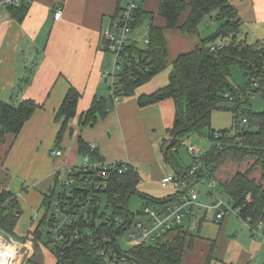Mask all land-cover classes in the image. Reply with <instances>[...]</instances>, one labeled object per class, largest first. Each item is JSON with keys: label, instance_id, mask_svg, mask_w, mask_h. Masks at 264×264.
Returning a JSON list of instances; mask_svg holds the SVG:
<instances>
[{"label": "crops", "instance_id": "0c3cea01", "mask_svg": "<svg viewBox=\"0 0 264 264\" xmlns=\"http://www.w3.org/2000/svg\"><path fill=\"white\" fill-rule=\"evenodd\" d=\"M23 1L28 9L19 20L6 4L7 0H0V101L18 105L23 100L33 99L39 107L17 135L7 134L0 144V189L15 194L20 207L22 203L30 205V196L38 197L33 188L42 194L39 195L41 204L45 203L46 196L53 195L62 172L81 165L84 154L79 151V139L89 145L96 144L98 159L127 162L141 179L145 178L147 169L152 167V158L161 162L162 144L170 138L168 131L175 119V104L169 98L141 107L138 99L168 84L174 60L188 51L185 46L195 41L180 29L165 28L170 68L140 85L133 95L113 100L105 118L83 125L84 116L96 97H113L115 80L111 77L102 80V74L113 69L115 57L107 49L102 33L114 28L125 0ZM229 1L241 19L239 35L250 33L252 42L245 38L249 44H264V0ZM160 2L141 0L131 44L145 48L147 43L141 39L151 25L166 26V19L159 14ZM59 8L62 16L56 20L54 14ZM188 12L189 9L180 23L186 20ZM197 34L200 35L194 33ZM174 38L178 39L177 44ZM170 42L177 49L170 47ZM194 45H198V39ZM72 86L81 93L77 113L69 119L63 138L57 144L64 118L58 121L56 114ZM56 148L62 150V155L51 154ZM33 210L26 232L19 236L17 224L14 230L13 237L24 244L23 259L25 255L29 258L34 254L35 231L41 228L47 216L46 212L41 218L39 210ZM248 228L230 239L231 248L222 258L210 253L207 257L196 256L190 262L185 261L183 255L182 264L264 263V250L261 252L264 243L262 239L260 243L256 241ZM210 245L213 249L214 243Z\"/></svg>", "mask_w": 264, "mask_h": 264}, {"label": "trees", "instance_id": "16d2710c", "mask_svg": "<svg viewBox=\"0 0 264 264\" xmlns=\"http://www.w3.org/2000/svg\"><path fill=\"white\" fill-rule=\"evenodd\" d=\"M11 10L19 20H22L28 9L24 4L10 5ZM189 9L186 20L180 23L182 13ZM217 11L222 23L218 29L206 38H200L199 44L194 50L180 54L173 62L169 82L164 87L150 94H142L139 105L145 107L165 99H172L175 104V119L168 133L170 138L163 141L162 151L165 160L177 171L180 178H191L192 168L184 172L177 170L178 163L169 151L176 148L184 138L191 134L201 133L209 125L213 110L220 108V102L229 97L237 103L234 111V123L239 117L248 119V126L235 134L225 137L229 130H221L224 133L219 137V144L204 156V163L208 170L217 167L227 155H233L237 160L243 161L247 157L254 159L253 167L245 172L236 173L231 179L222 183L224 191L231 197L237 210V214L243 220L247 217L252 222L264 223V110L254 111L244 108L249 103V94L236 87L231 82L233 67L241 66L250 79V85L257 83L251 92H259L264 98V44H249L239 37L241 19L229 0H161L159 14L166 19L165 27L151 25L149 29L150 43L145 48L130 45L127 47L126 59L128 60L124 70L116 82V93L120 96L133 95L136 89L163 71L167 66L169 49L165 36V28L180 29L183 33H199V26L206 16ZM140 13V12H139ZM139 15V14H138ZM137 23V22H136ZM221 39L224 46L218 50H212L210 43ZM250 86V87H251ZM81 93L75 87H71L56 114V120L64 118V123L57 136V144L63 138L70 118L77 113L78 101ZM113 102V97H96L92 106L84 116L83 125L95 124L100 118H105L108 108ZM39 104L33 99L21 101L14 105L0 101V144L4 142L9 133L17 135L25 122L33 115ZM255 126V129L252 127ZM215 131L211 133L214 139ZM239 139V141H238ZM226 141L230 143L225 147ZM221 142H225L224 145ZM79 151L83 154L97 155L90 145L79 139ZM261 170V180L252 177L254 170ZM203 170L198 171L199 176ZM200 172V173H199ZM199 179V177H198ZM141 181L138 171L130 166L124 173L114 172L108 180L106 189V208H111L109 221L102 220L100 229L94 233V241L101 244V237L107 234L114 245L117 238L123 235L136 217L128 208L130 197L137 193V186ZM56 196H46L45 203L49 208ZM11 199L10 211L0 212V229L14 236L15 227L22 213L17 196L10 191L0 189V208L4 201ZM148 204L162 205L175 200L173 194L156 199L145 196ZM103 218L104 213L100 215ZM48 217V214L46 218ZM124 217L120 223L115 218ZM45 218V221H46ZM51 221H49V225ZM82 225L85 226L83 222ZM91 229H96L95 221L89 224ZM40 228L35 231V238L41 239ZM197 236L193 232L178 234L172 241L163 245H142L131 247L123 251L131 264H182L184 250L189 244L194 243ZM112 243V244H111ZM48 244V242L46 243ZM57 264H105L102 257L97 254V247L91 244L89 236H84L74 246L67 248L64 253H55ZM210 261V259H209Z\"/></svg>", "mask_w": 264, "mask_h": 264}, {"label": "built area", "instance_id": "2783aa9c", "mask_svg": "<svg viewBox=\"0 0 264 264\" xmlns=\"http://www.w3.org/2000/svg\"><path fill=\"white\" fill-rule=\"evenodd\" d=\"M23 0H7L8 5H21ZM141 0H125L116 20L114 28L105 30L102 33V39L107 49L114 55V67L111 71H104L102 80L111 77L113 80V100L116 101L120 97L116 93V82L120 78L121 72L127 63V47L132 40V32L137 22L138 14L141 8ZM62 16V9L59 8L54 18L59 20ZM1 26V21H0ZM146 43H150L149 30L147 31ZM224 46L221 42L213 45L212 50H218ZM254 86L257 83L253 84ZM252 88L249 90L251 93ZM231 100L233 97L226 94ZM248 126V119L242 116L241 120L234 123L232 133L242 130ZM231 134L230 131H228ZM227 133V134H228ZM90 147L95 150L96 144L91 143ZM190 151H195L193 147H189ZM53 156L62 155V150L53 149ZM131 165L124 161L109 162L103 159L93 158L91 154H84L80 166L75 169L66 170V177L58 179L54 192L58 198V203L54 207V213L49 221L51 224L50 242L53 245L54 253H64L67 248L75 245L85 235L89 236L91 244L97 247V254L103 258L105 264H131L127 255L123 252V248L117 241L114 245L111 237L103 234L101 244L94 241L93 233L100 229L102 220L109 221L111 214L104 213V217L99 215L102 196H106L108 180L112 173H124ZM200 167L196 164L192 167L191 178H180L175 174H168L161 180L163 186H171L175 200L162 205L146 204L136 213V217L131 222L128 230L131 236V247L142 245H163L172 241L178 234L192 232L196 229V222L192 221L193 208L199 206L200 210H217L216 221L221 223L225 218L228 209H223L225 202L217 199L210 205H204L198 202V191L194 188L195 182L198 181V171ZM76 184V185H75ZM106 206V205H105ZM63 213L65 220L63 223L57 222V218ZM102 213V214H103ZM95 221L96 229H91L89 224ZM115 221L120 223L121 219L116 217ZM247 226L253 231L254 235L258 234V229L264 230L262 221L252 222L250 217L244 219ZM81 222L85 224L82 225ZM264 243V231L261 235ZM118 240V238H117ZM112 244V243H111ZM13 248V254L6 252L5 248ZM24 244L19 243L12 235L0 229V264H18L23 260L21 257Z\"/></svg>", "mask_w": 264, "mask_h": 264}, {"label": "rangeland", "instance_id": "374dc122", "mask_svg": "<svg viewBox=\"0 0 264 264\" xmlns=\"http://www.w3.org/2000/svg\"><path fill=\"white\" fill-rule=\"evenodd\" d=\"M188 11L185 10L181 17ZM222 23V20L218 18L217 11L212 12L211 15H208L205 17L203 22L199 26V34L196 36L194 33L192 34H186L187 37H190L191 41H197L198 44L200 42V38H206L212 33H214L220 24ZM166 30H178V28L175 29H167ZM242 32V31H241ZM248 34V35H247ZM166 36V35H165ZM242 38H249L247 39L249 42H252V35L250 33H240ZM197 37V38H196ZM167 39V38H166ZM142 41L147 40V34L144 35ZM173 42L175 44L178 43V39H173ZM255 42V41H254ZM168 43V40H167ZM174 43L170 42V47L173 46L175 49H177V46L174 45ZM194 43V44H195ZM221 43V39H216L210 45H218ZM190 45L188 44L185 46V50H188L186 52L182 53H188L191 52L196 48V45ZM171 49V48H170ZM184 50V49H181ZM181 54V53H180ZM179 55V54H178ZM177 55V56H178ZM170 54L167 61V66L164 69L166 71L168 68H170ZM162 72V71H161ZM231 82L233 85H235L238 88L243 89V92H247L249 94V90L251 88H254V85H250V79L246 75L245 70L236 64L233 67L232 70V76H231ZM251 86V87H250ZM237 103L231 99L225 98L220 102V108L213 110L211 114V119L209 125H207L201 133L197 134H191L189 137L184 138L183 141H180L177 150L176 148H171L169 151V155L174 157L176 162L178 163L177 170L180 172H184L189 168H192L194 165H198L200 169L203 171L201 174H205L204 176H199V180L195 182L194 188L198 191V202L204 205H210L214 203L217 199H222L225 202V205L223 206V209H228V212L225 216V218L221 221V223L216 221V213L217 210H207L203 211L197 207L193 208V217L192 221L196 222V229L192 232L195 234L196 239L194 243L190 246L189 244L186 246L184 250V259L185 261L189 260L192 262L197 256L200 255L201 257H207V255H210V253L216 257L220 256L221 258L226 254L229 249L231 248V242L230 239H233L235 235L241 234L244 229H247L248 226L245 224V222L238 217L237 210L233 208V201L231 197L224 191L222 187V183L226 180L231 179L236 173L239 172H245L250 170L253 167L254 159L251 157H247L243 161L237 160L233 155H227L223 161L217 165V167L210 168V170L207 169L205 163H204V156H206L215 146V144H219L220 139H218L220 136L222 137L224 133H220L221 130H229L231 134H225V137H229L233 135V128H234V111L233 109ZM244 108H250L254 111H263L264 110V98L262 97L261 93L259 92H251L249 94V103L245 104L243 106ZM242 116L239 117V121L241 120ZM252 129H255V126L252 127ZM215 131L214 139L211 138V133ZM229 135V136H228ZM239 141V139H238ZM150 144V141H148ZM225 142H221L222 145H224ZM230 143L226 141L224 148L229 147ZM193 147L195 151H190L189 147ZM126 149L123 148V151ZM150 155V154H149ZM152 155H150L151 157ZM160 160L155 161L154 158H152V167L150 169H147V173L145 175V178H142L137 186V193L133 194L128 202V208L129 210L136 214L138 211L142 208L145 202V196H151L156 199H163L168 196V194L173 193V189L171 186L165 187L162 185L161 180L163 178L162 175L166 174H177V171L172 167L171 164H169L165 160V153H160ZM155 162V163H154ZM165 171V173H164ZM200 173V172H199ZM165 175V176H166ZM66 177V172L63 171L61 175V179H64ZM252 177H255L257 180H261V170L257 168L253 171ZM76 185V184H75ZM32 191H35L38 195L36 196H30L31 199L30 205L24 204L21 206L22 215L17 223V228L19 231V236H22L24 232H26V226L29 222L31 215L34 214L33 209L39 210V213L41 214V218L44 216V214L47 212L48 217L46 218V221L42 224L40 230L42 231L41 239L38 241L36 238L34 240V247L35 252L34 254L27 258L25 255L24 259L20 262V264H57V258L55 256V253L53 251V245L50 242V237L54 235L52 233L50 235L49 231V219L51 215L54 213V207L58 203L57 196L54 197L52 201V205L50 209L47 208L46 203L40 202V196L42 195L40 191L33 188ZM31 195V194H30ZM40 195V196H39ZM34 199V200H33ZM106 196H102V202L101 207L99 209V215H102L103 212L106 214H111V208H106ZM12 200L7 199L3 203L4 209L2 207L0 208V212L2 211H10L12 208V204L10 203ZM65 220V216L63 213L60 214V216L57 218V222L63 223ZM122 223L124 222V217H121ZM247 228H246V227ZM248 231L252 233V237L256 239V241H261V235L263 234V229H258L257 233H253L248 228ZM242 236H240L241 238ZM214 243V248L212 249V246L207 242ZM48 242V244H46ZM118 242L123 248V250L127 251L131 248V236L129 235V231H126L123 235L118 237ZM261 243H263L261 241ZM261 252L264 250L263 245L261 244ZM43 248V250H42ZM264 254V252H263ZM263 260V257L260 259ZM19 263V262H18ZM17 263V264H18ZM264 264V263H262Z\"/></svg>", "mask_w": 264, "mask_h": 264}, {"label": "bare ground", "instance_id": "6f19581e", "mask_svg": "<svg viewBox=\"0 0 264 264\" xmlns=\"http://www.w3.org/2000/svg\"><path fill=\"white\" fill-rule=\"evenodd\" d=\"M5 251H6V252H10V253L13 254V248H12V247H11V248L6 247V248H5ZM18 262H19V261H18ZM18 262H16L15 264H17Z\"/></svg>", "mask_w": 264, "mask_h": 264}]
</instances>
